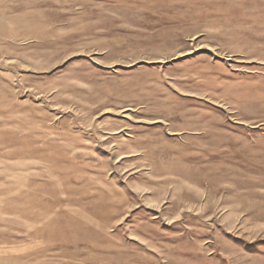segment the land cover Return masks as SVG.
Wrapping results in <instances>:
<instances>
[{"label":"rangeland","instance_id":"rangeland-1","mask_svg":"<svg viewBox=\"0 0 264 264\" xmlns=\"http://www.w3.org/2000/svg\"><path fill=\"white\" fill-rule=\"evenodd\" d=\"M0 264H264V0H0Z\"/></svg>","mask_w":264,"mask_h":264}]
</instances>
